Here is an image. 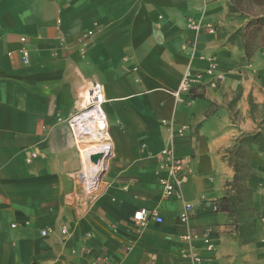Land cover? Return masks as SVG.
<instances>
[{
  "label": "crops",
  "instance_id": "0c3cea01",
  "mask_svg": "<svg viewBox=\"0 0 264 264\" xmlns=\"http://www.w3.org/2000/svg\"><path fill=\"white\" fill-rule=\"evenodd\" d=\"M229 4L0 0V264H264V151L249 148L241 185L228 152L254 130L248 103L264 98V46L247 57L230 39ZM201 16L214 33L188 27ZM209 57L217 87L204 74ZM189 64L196 80L176 102ZM93 82L104 88L113 154L87 200L72 177L81 163L68 119ZM183 126L175 154L188 175L165 195L160 152ZM140 208L163 222L137 224Z\"/></svg>",
  "mask_w": 264,
  "mask_h": 264
},
{
  "label": "built area",
  "instance_id": "2783aa9c",
  "mask_svg": "<svg viewBox=\"0 0 264 264\" xmlns=\"http://www.w3.org/2000/svg\"><path fill=\"white\" fill-rule=\"evenodd\" d=\"M187 25L190 29H192L194 31L196 36L202 30H205L209 34H212L215 32V28H214L213 24L210 22H204L203 16H201L199 19H189ZM91 34H92V31H88L82 36V38H81L82 51L86 47L87 40L91 36ZM188 48H189L190 59H192L194 57V54H195V40L191 43V45L188 46ZM22 58H23V62L25 64H27L28 63V56H27V53L25 51L23 52ZM204 74L211 77L210 85L212 87H217V85L223 80V75L218 70V64L213 57L208 58V64L204 69ZM199 77H200V74L197 75V78H199ZM195 80H196V78L192 77L190 64H189L187 66L183 76H182V79L178 85V88L174 92V98H175L176 102H181L183 100V95L190 90L192 83ZM90 85H91L90 87L92 88L91 90L95 94H98L99 96L105 95L104 88L100 83L93 82ZM80 96H81V93H80L79 97ZM105 101H106V97L104 96L102 99V102H101L102 106L105 103ZM85 109H87V108H85ZM80 111H82L81 107H79L78 111L75 112L68 119V127H69L70 134H71V129L73 128V120L75 117L74 115ZM105 119H106V115H105ZM105 128L108 131L107 119H106ZM187 129H189V126H183L179 129H177L174 133H172L168 139L166 146L160 152L161 157H162L161 168L166 169V171L168 173V180L163 181V192L165 195L178 194L181 185L186 181V178L188 175V170L185 167V160L183 158L177 157L175 154V142H176V139L181 138L185 135V131ZM109 140H110V138H109ZM111 146H112V142H111ZM112 154H113V146H112L111 156H112ZM75 173L72 174V177L75 179V182H76L77 186L79 187L80 191L82 192V194L85 196V198L87 200L94 199L96 197V195L99 193L100 189L95 191L91 195L86 194L84 191L82 183L77 179ZM190 211H191V205L189 203H185L183 205L182 211L179 214V219L183 222H186L190 216ZM133 219L139 225L146 224L150 219L154 220L156 223H162L163 222V217L161 215H159L158 212H156L155 210L149 211L146 208L138 209L133 214ZM49 231H50L49 229H44L41 231V234L47 235V233ZM65 232H66L65 228H62L61 233H65ZM194 264H203V263L199 258L196 257V258H194Z\"/></svg>",
  "mask_w": 264,
  "mask_h": 264
},
{
  "label": "bare ground",
  "instance_id": "6f19581e",
  "mask_svg": "<svg viewBox=\"0 0 264 264\" xmlns=\"http://www.w3.org/2000/svg\"><path fill=\"white\" fill-rule=\"evenodd\" d=\"M91 89L86 88L81 94L78 103L82 111L74 115L70 134V142L77 148L81 163L76 177L89 195L101 188L102 175L112 153L101 104L104 96Z\"/></svg>",
  "mask_w": 264,
  "mask_h": 264
},
{
  "label": "rangeland",
  "instance_id": "374dc122",
  "mask_svg": "<svg viewBox=\"0 0 264 264\" xmlns=\"http://www.w3.org/2000/svg\"><path fill=\"white\" fill-rule=\"evenodd\" d=\"M264 14V0H230L228 16L235 23L236 31L231 35L230 39L237 40L243 45L247 36L252 34L250 49H255L264 43V28L255 29L254 25H247L249 20L259 17ZM81 97V96H80ZM264 97V96H263ZM249 115L252 117L255 126L254 130L244 134L238 139L236 148L229 150L230 160L243 165L241 173L243 176L250 173V169L246 167L245 156L255 143L253 141L264 142V98L262 101L257 100L252 96L249 99ZM236 117L238 114L236 113ZM255 146H258L255 144ZM77 149V148H76ZM245 165V166H244ZM79 170V169H78ZM81 176V175H80ZM264 177V175H263ZM243 178L240 180L242 181ZM239 180V181H240ZM241 185V182H238ZM242 197L250 196L247 191L242 189L240 192ZM264 202V199H262ZM264 216V213H263Z\"/></svg>",
  "mask_w": 264,
  "mask_h": 264
},
{
  "label": "trees",
  "instance_id": "16d2710c",
  "mask_svg": "<svg viewBox=\"0 0 264 264\" xmlns=\"http://www.w3.org/2000/svg\"><path fill=\"white\" fill-rule=\"evenodd\" d=\"M247 25H249V26H251V25L253 26V25H254L253 30L264 28V14L261 15V16H259V17L254 18V19H252V20H249V22H248ZM251 37H253L252 34H250L249 36H247L246 41L243 42V49H244V52H245V54H246L247 57H250V56L253 54V52H254L256 49H258L259 47L264 46V43H262V44H261L260 46H258L257 48H255V49H253V50L250 49L249 47H250V44H251ZM252 143L257 144V145H258L257 147H258L261 151H264V142L261 143V142H259V141H253ZM233 166H234V170L236 171V174L234 175V180H233V182H234V184H236V182H240V181H241L240 179L244 177L242 174H239V172L241 173V171H242L243 165H239V163L234 162V163H233ZM244 166H245V165H244ZM239 180H240V181H239ZM225 200H227V197H223V198H222V201H225ZM215 208L218 209V206L215 205ZM223 208H226V207L222 205V209H223Z\"/></svg>",
  "mask_w": 264,
  "mask_h": 264
}]
</instances>
